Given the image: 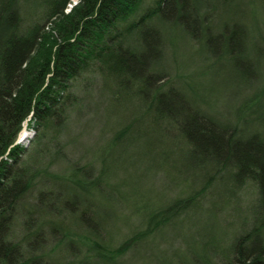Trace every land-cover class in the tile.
<instances>
[{"label":"rangeland","instance_id":"374dc122","mask_svg":"<svg viewBox=\"0 0 264 264\" xmlns=\"http://www.w3.org/2000/svg\"><path fill=\"white\" fill-rule=\"evenodd\" d=\"M77 2L71 0L64 12L68 13ZM151 2L146 0L145 5ZM174 2L171 0L155 20L164 37V54L157 68L167 73L166 81L171 79L165 87L167 98H177L171 100L176 110L188 106L191 112L185 109V116L191 119L201 118V114L194 112L198 108L215 125L218 122L221 126H237L246 134L258 131L264 134V94L260 93L264 89V0H179L178 14V8H174V14ZM184 23L188 31L183 29ZM235 23L245 25L248 33L244 41L230 40L227 36ZM230 46L233 56L227 52ZM244 46L249 47L248 55L243 54ZM72 89L80 97V104L69 113L57 140L50 130L43 139L46 150L53 153L57 145L69 157L68 164L72 163L66 178L71 179H57L52 191L66 197L62 202L68 196L75 198L80 206L69 205L68 212L82 218L80 227L93 231L97 228L98 235L111 249L147 224L164 218L170 203L201 188L223 163L225 153L218 151L215 142L186 143L183 130L171 116L155 120L131 97L111 104L97 76H79ZM28 122L29 119L21 129L29 133L23 143L26 149L37 136L36 128L28 126ZM182 122L186 129L184 118ZM130 123V129L118 137V131ZM85 149L88 152L84 153ZM47 156L45 152V162ZM62 160H56L50 170L66 173L68 165ZM75 161L86 163V168L76 171ZM92 170L94 177L101 175L99 183H90ZM101 170L105 172L101 174ZM232 173L233 170L227 169L216 174L204 197L181 208L152 233L125 247L115 255L116 264H220L222 253L231 256L236 238L252 222L251 200L256 196L254 187L246 185L238 190L236 198ZM76 179L83 181L81 187L74 184ZM38 190L46 189L37 183L35 191ZM35 194L34 190L29 194L28 203ZM88 199L93 202L99 227L82 215ZM40 206L44 211L52 209L53 197L42 201ZM35 215L46 234L43 248L36 253L48 254L51 260L62 264L70 262L69 252L65 251L68 246L54 249L53 244L64 233L78 240V229L72 219H68V231L54 227L58 237L55 238L47 232L51 228L49 221L58 223L54 214L46 210L43 218ZM66 218L71 216L65 214L59 222L65 223ZM16 228L11 239L22 242L20 228ZM73 248L75 251L80 248L81 255L85 250L83 244H74L69 250ZM94 260L92 257L90 261Z\"/></svg>","mask_w":264,"mask_h":264},{"label":"trees","instance_id":"16d2710c","mask_svg":"<svg viewBox=\"0 0 264 264\" xmlns=\"http://www.w3.org/2000/svg\"><path fill=\"white\" fill-rule=\"evenodd\" d=\"M70 1L0 0V264H62L51 260L48 254L36 253L43 248L46 234L35 213L43 218L46 210L58 222L49 221L48 234L58 238L54 227L68 231V219L78 229L77 241L64 233L53 244L54 249L68 246L64 249L72 260L67 264H116L115 255L152 233L181 208L192 206L204 197L214 183V176L227 169L233 170L235 197L246 185L254 187L256 196L251 200L250 226L236 238L231 256L222 253L220 264H264V134L259 131L246 134L237 126H221L218 122L215 125L198 108L194 112L201 114V118L191 119L185 116V109L191 112L188 106L176 110L171 100L177 98H167L165 87L171 79L166 81L167 73L157 68L164 54V37L155 20L171 0H152L147 5L146 0H78L65 13ZM174 3V14L176 8L178 14L179 0ZM233 26L227 35L229 39L244 41L248 33L245 25ZM182 27L188 31L185 23ZM230 48L227 52L233 56ZM247 48L244 46L245 55L249 53ZM247 60L255 64L252 57ZM83 74L100 78L111 104L118 103L120 98H134L142 104L143 112L155 120L171 116L183 130L186 143L215 142L218 151L225 153L223 163L201 188L180 196L166 207L164 218L153 225L147 224L112 249L100 238L97 228L93 231L80 227L82 218L68 212L69 205L80 206L75 198L68 196L62 202L66 197L53 193L52 185L57 179H71L66 178L72 163L68 164L69 157L63 148L55 145L51 153L43 145L46 131L50 130L57 140L69 113L80 104V97L72 88L73 81ZM260 93L264 94V89ZM26 119H29L28 126L32 124L37 130L36 138L27 149L24 144L16 143ZM131 124L120 129L117 136L124 135ZM45 152L48 153L46 162ZM62 159L68 165L66 173L51 171L49 167ZM76 162L78 172L87 166ZM93 172L90 183H99L101 175L94 177ZM37 183L46 190L36 192ZM74 184L81 187L83 181L76 179ZM33 190L34 200L28 203ZM50 196L54 206L44 211L40 204ZM65 214L71 218H66L65 223L59 222ZM82 215L94 227H99L91 200L84 204ZM15 226L20 228L22 242L11 239ZM74 244L85 246L82 255L80 248H76L80 252L74 248L69 250ZM44 256L48 259L42 263Z\"/></svg>","mask_w":264,"mask_h":264},{"label":"bare ground","instance_id":"6f19581e","mask_svg":"<svg viewBox=\"0 0 264 264\" xmlns=\"http://www.w3.org/2000/svg\"><path fill=\"white\" fill-rule=\"evenodd\" d=\"M28 135H29V133H25V128H23V130L19 133L17 139L20 138L19 142L23 144V143L27 142Z\"/></svg>","mask_w":264,"mask_h":264},{"label":"water","instance_id":"95a60500","mask_svg":"<svg viewBox=\"0 0 264 264\" xmlns=\"http://www.w3.org/2000/svg\"><path fill=\"white\" fill-rule=\"evenodd\" d=\"M18 140H20V138H18L16 142H18Z\"/></svg>","mask_w":264,"mask_h":264}]
</instances>
